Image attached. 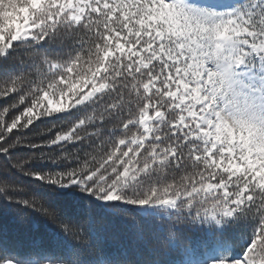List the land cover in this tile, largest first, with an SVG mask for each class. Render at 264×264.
I'll return each mask as SVG.
<instances>
[{
	"label": "snow or ice",
	"instance_id": "6c2138e0",
	"mask_svg": "<svg viewBox=\"0 0 264 264\" xmlns=\"http://www.w3.org/2000/svg\"><path fill=\"white\" fill-rule=\"evenodd\" d=\"M0 264H264V0H0Z\"/></svg>",
	"mask_w": 264,
	"mask_h": 264
}]
</instances>
